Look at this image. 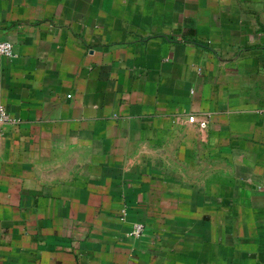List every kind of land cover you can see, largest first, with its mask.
<instances>
[{
  "label": "crops",
  "instance_id": "1",
  "mask_svg": "<svg viewBox=\"0 0 264 264\" xmlns=\"http://www.w3.org/2000/svg\"><path fill=\"white\" fill-rule=\"evenodd\" d=\"M0 41V264H264V0H0Z\"/></svg>",
  "mask_w": 264,
  "mask_h": 264
},
{
  "label": "built area",
  "instance_id": "2",
  "mask_svg": "<svg viewBox=\"0 0 264 264\" xmlns=\"http://www.w3.org/2000/svg\"><path fill=\"white\" fill-rule=\"evenodd\" d=\"M0 57L1 58H8V59H12L15 57V54L13 52V44H11L10 42H6V41H0ZM194 116H189L188 117V122L190 123H194ZM15 122L11 116L9 115V113L7 112L5 106L2 103V99H1V94H0V125L3 124H9V123H13ZM198 126L199 128H205L206 126V122L205 121H200L198 122ZM120 220H124L123 216H121ZM143 232V225L142 224H133L130 235L131 236H135L138 237L142 234Z\"/></svg>",
  "mask_w": 264,
  "mask_h": 264
}]
</instances>
